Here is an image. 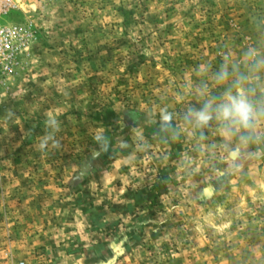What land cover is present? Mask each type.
<instances>
[{
  "label": "rangeland",
  "instance_id": "1",
  "mask_svg": "<svg viewBox=\"0 0 264 264\" xmlns=\"http://www.w3.org/2000/svg\"><path fill=\"white\" fill-rule=\"evenodd\" d=\"M1 24L32 37L0 83V264H264V155L183 120L264 44V0H20Z\"/></svg>",
  "mask_w": 264,
  "mask_h": 264
},
{
  "label": "clouds",
  "instance_id": "2",
  "mask_svg": "<svg viewBox=\"0 0 264 264\" xmlns=\"http://www.w3.org/2000/svg\"><path fill=\"white\" fill-rule=\"evenodd\" d=\"M201 69L205 73L211 71L206 64L196 66L198 72ZM210 79L219 91H210L207 79L197 84L195 93L200 106L187 108L183 114L184 123L197 130L215 123L224 137L235 138L236 142L229 146V155L236 159L243 155L242 146L248 148L247 155L252 159L264 155L256 148V145L264 144V44L258 42L245 48L237 61L222 57ZM161 128L176 134L172 113H162ZM59 131V120L54 116L48 117L44 122L43 135L38 138L37 150L59 149ZM94 140L101 152H108L111 141L107 135H95Z\"/></svg>",
  "mask_w": 264,
  "mask_h": 264
},
{
  "label": "built area",
  "instance_id": "3",
  "mask_svg": "<svg viewBox=\"0 0 264 264\" xmlns=\"http://www.w3.org/2000/svg\"><path fill=\"white\" fill-rule=\"evenodd\" d=\"M18 1L20 0H0V83L13 74L32 37L20 26L1 24L2 17L8 16L18 8ZM45 1L53 4L57 0Z\"/></svg>",
  "mask_w": 264,
  "mask_h": 264
}]
</instances>
